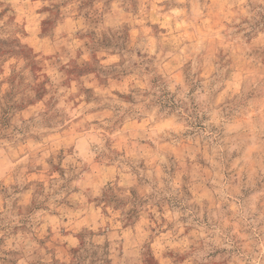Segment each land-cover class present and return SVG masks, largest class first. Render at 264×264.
<instances>
[{
	"label": "rangeland",
	"instance_id": "obj_1",
	"mask_svg": "<svg viewBox=\"0 0 264 264\" xmlns=\"http://www.w3.org/2000/svg\"><path fill=\"white\" fill-rule=\"evenodd\" d=\"M0 264H264V0H0Z\"/></svg>",
	"mask_w": 264,
	"mask_h": 264
}]
</instances>
